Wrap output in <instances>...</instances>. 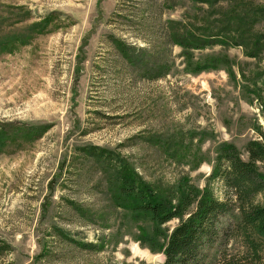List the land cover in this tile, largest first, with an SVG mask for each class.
<instances>
[{
    "label": "rangeland",
    "instance_id": "obj_1",
    "mask_svg": "<svg viewBox=\"0 0 264 264\" xmlns=\"http://www.w3.org/2000/svg\"><path fill=\"white\" fill-rule=\"evenodd\" d=\"M208 3L0 0V264L164 261L151 219L114 200L118 167L179 195L204 187L219 144L244 150L264 131V0L236 1L253 14L237 24L246 45L165 36L167 21L195 29L232 7ZM253 241L234 237L221 262L264 264V236Z\"/></svg>",
    "mask_w": 264,
    "mask_h": 264
},
{
    "label": "trees",
    "instance_id": "obj_2",
    "mask_svg": "<svg viewBox=\"0 0 264 264\" xmlns=\"http://www.w3.org/2000/svg\"><path fill=\"white\" fill-rule=\"evenodd\" d=\"M226 1L232 7L221 11L212 7L220 0L208 3L214 10V18L209 15L201 27L189 30L186 25L172 26L173 20L167 21L165 36L168 42L184 48L202 49L228 41V34H235L230 37L231 41L246 45L245 33L237 24L244 22L246 15L251 18L253 14H249L246 8L245 11H238V0ZM239 16L241 20L238 21ZM198 31L199 35L193 33ZM250 41L253 42L252 35L247 40V46ZM115 46L120 48L125 59L132 58L130 51L133 46L129 47L122 41L115 42ZM248 54L253 56V48ZM212 66L209 61L194 64L196 72ZM165 69L161 67L155 76ZM215 181L222 183L221 198L215 195L212 186ZM113 186L117 194L114 200L118 204L151 219L153 243L150 247L165 256L159 264H213L224 254L223 250L231 239L238 235L247 241L253 251L256 244L253 234L264 236V131L259 128L258 138L249 140L244 150L232 142L219 144L212 171L203 188L185 185L179 195L172 191H157L122 166L115 171ZM174 219L179 220L178 224L169 233L166 230L164 233V226ZM161 235L164 239L162 243L158 241ZM237 262L235 259H224L222 263L219 258L220 264H239Z\"/></svg>",
    "mask_w": 264,
    "mask_h": 264
}]
</instances>
